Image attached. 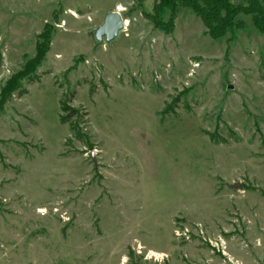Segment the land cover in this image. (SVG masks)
Listing matches in <instances>:
<instances>
[{"label":"rangeland","instance_id":"1","mask_svg":"<svg viewBox=\"0 0 264 264\" xmlns=\"http://www.w3.org/2000/svg\"><path fill=\"white\" fill-rule=\"evenodd\" d=\"M160 1L0 0V264H264V0Z\"/></svg>","mask_w":264,"mask_h":264},{"label":"trees","instance_id":"2","mask_svg":"<svg viewBox=\"0 0 264 264\" xmlns=\"http://www.w3.org/2000/svg\"><path fill=\"white\" fill-rule=\"evenodd\" d=\"M201 3L205 6V11L201 9ZM179 4L186 7H190L197 12L205 21L210 34L213 37H220L215 33L216 26H222L225 22L231 23V18H235L236 14L239 13L237 8L231 6L227 0H161L153 8V16L157 18L156 21L163 22L164 18L169 15V18L173 21L174 14ZM151 18V15H147ZM153 20L156 25L157 22ZM167 30L166 28H160ZM42 57H38L37 65L42 62Z\"/></svg>","mask_w":264,"mask_h":264},{"label":"water","instance_id":"3","mask_svg":"<svg viewBox=\"0 0 264 264\" xmlns=\"http://www.w3.org/2000/svg\"><path fill=\"white\" fill-rule=\"evenodd\" d=\"M126 22L119 12H110L105 17L103 25L94 31V39L98 46L104 43L111 44L116 41L121 32L125 30ZM240 188V186H235Z\"/></svg>","mask_w":264,"mask_h":264},{"label":"bare ground","instance_id":"4","mask_svg":"<svg viewBox=\"0 0 264 264\" xmlns=\"http://www.w3.org/2000/svg\"><path fill=\"white\" fill-rule=\"evenodd\" d=\"M118 11H123V7L119 6V7H118ZM128 25H129V23L126 22V27H127Z\"/></svg>","mask_w":264,"mask_h":264}]
</instances>
